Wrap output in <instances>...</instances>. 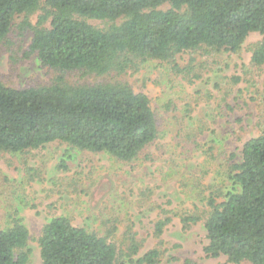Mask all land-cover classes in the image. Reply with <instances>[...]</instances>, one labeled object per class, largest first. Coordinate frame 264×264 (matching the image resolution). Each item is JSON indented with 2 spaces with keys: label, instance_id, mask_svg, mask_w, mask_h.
<instances>
[{
  "label": "trees",
  "instance_id": "16d2710c",
  "mask_svg": "<svg viewBox=\"0 0 264 264\" xmlns=\"http://www.w3.org/2000/svg\"><path fill=\"white\" fill-rule=\"evenodd\" d=\"M38 11L43 14L31 48L62 75L51 85L22 89L0 80L1 153L19 156L58 142L120 162L152 160L147 150L159 135L157 116L149 97L121 75L188 51L238 54L253 34L262 40L247 47L251 62L264 64V0H0V43L17 15ZM70 72L94 74L98 81L68 83L63 74ZM228 179L225 191L210 189L207 215L189 214L182 221L190 226L204 220L208 257L264 264V130L243 145ZM8 193L0 215V264H29L23 202L16 190ZM169 222L156 223V237ZM108 231L77 225L68 216L52 218L38 238L42 263L125 264ZM129 234L132 257L140 244ZM160 256L150 250L138 264H158Z\"/></svg>",
  "mask_w": 264,
  "mask_h": 264
},
{
  "label": "rangeland",
  "instance_id": "374dc122",
  "mask_svg": "<svg viewBox=\"0 0 264 264\" xmlns=\"http://www.w3.org/2000/svg\"><path fill=\"white\" fill-rule=\"evenodd\" d=\"M42 14L17 15L0 43V80L10 87L51 85L62 75L31 48ZM260 40L251 35L238 54L188 51L121 75L136 93L149 97L157 116L159 135L147 150L152 160L120 162L58 142L19 156L0 152V215L9 190H16L30 232L29 264H43L38 238L59 216L104 235L110 230L125 264H138L153 249L161 252L158 264H234L206 255L203 219L185 226L182 218L207 215L210 189L225 191L243 145L264 130V64L254 65L247 50ZM63 78L72 84L98 81L82 72ZM166 218L165 233L156 237V223ZM129 230L140 244L132 257L125 243Z\"/></svg>",
  "mask_w": 264,
  "mask_h": 264
}]
</instances>
